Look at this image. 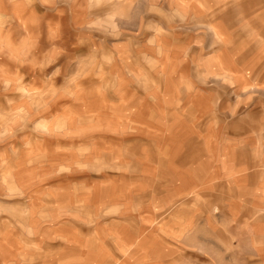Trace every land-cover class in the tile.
Returning a JSON list of instances; mask_svg holds the SVG:
<instances>
[{
    "label": "rangeland",
    "instance_id": "1",
    "mask_svg": "<svg viewBox=\"0 0 264 264\" xmlns=\"http://www.w3.org/2000/svg\"><path fill=\"white\" fill-rule=\"evenodd\" d=\"M0 264H264V0H0Z\"/></svg>",
    "mask_w": 264,
    "mask_h": 264
}]
</instances>
